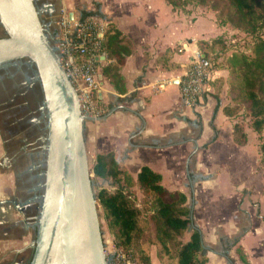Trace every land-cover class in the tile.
<instances>
[{
  "label": "crops",
  "instance_id": "1",
  "mask_svg": "<svg viewBox=\"0 0 264 264\" xmlns=\"http://www.w3.org/2000/svg\"><path fill=\"white\" fill-rule=\"evenodd\" d=\"M47 2L52 8L45 13L53 17L65 9L77 14L98 5L102 15L111 21L109 26L120 29L130 39L132 51L121 65L125 89L119 90L102 74L97 97L104 111L84 126L88 153L96 159L100 153L114 151L122 168L135 178L140 168L148 165L161 173V182L167 189L184 191L186 204L192 207L204 243L210 248L206 264H246L236 251L239 246L250 264H264L260 139L244 120L248 141L238 143L233 138L238 117L224 110L230 102L228 69L214 66L213 77L195 107L184 105L179 82L175 81L193 56L190 46L179 51L181 42L192 37L211 39L226 31L217 24L215 13L192 4L187 6L189 11L174 8L168 0ZM36 5L42 16L43 10ZM212 30L217 35H208ZM100 59L102 73L101 67L113 59L106 54ZM2 133L0 130V142L6 135ZM19 137L20 134L11 139L14 145L9 150L0 146V264L26 262L39 212L40 195L35 190L41 187L43 169L40 175L36 173L40 176L36 184L35 163L28 161L16 169L10 166ZM260 171L262 182L257 186L250 180ZM213 197H219L225 206L221 217L212 215ZM190 233L191 230L187 238ZM152 262L158 264L159 260L153 256Z\"/></svg>",
  "mask_w": 264,
  "mask_h": 264
},
{
  "label": "trees",
  "instance_id": "2",
  "mask_svg": "<svg viewBox=\"0 0 264 264\" xmlns=\"http://www.w3.org/2000/svg\"><path fill=\"white\" fill-rule=\"evenodd\" d=\"M168 1L174 8H183L185 11L190 10L187 6L191 1H196L200 6L217 12L215 18L219 26L232 24L255 35L252 53L234 52L224 66L229 72L230 98L224 110L235 117L238 109L243 107L242 113L252 117L251 127L261 139L260 162L264 165V0ZM95 13L102 15L98 5L96 9L81 10L82 17ZM218 37L198 39L204 55L217 67L218 59L212 55V48L220 40ZM103 49L106 56L113 59L101 67L103 77L119 90H124L121 65L132 51L130 39L120 29L109 26ZM233 138L238 143L248 141V132L242 120L235 122ZM93 172L99 177L121 183L113 190L102 187L96 197L109 230L127 254L140 262L151 264V248L156 245L157 255L163 264H206L210 248L204 243L203 232L195 222L192 207L186 204L187 195L184 191L167 189L161 182V173L148 165H143L135 178L122 168L114 151L98 154ZM136 184L151 193L147 210L138 206L125 190L126 186ZM187 230H191L190 236L184 238ZM237 241L238 238H235L234 242ZM240 259L250 264L241 251ZM230 261L233 263L234 259L230 258Z\"/></svg>",
  "mask_w": 264,
  "mask_h": 264
},
{
  "label": "water",
  "instance_id": "3",
  "mask_svg": "<svg viewBox=\"0 0 264 264\" xmlns=\"http://www.w3.org/2000/svg\"><path fill=\"white\" fill-rule=\"evenodd\" d=\"M66 17L72 19L74 11ZM0 23L6 31L0 36V67L21 57L30 60L47 118L45 179L30 264H108L84 137L85 122L99 117L81 111L35 0H0Z\"/></svg>",
  "mask_w": 264,
  "mask_h": 264
},
{
  "label": "built area",
  "instance_id": "4",
  "mask_svg": "<svg viewBox=\"0 0 264 264\" xmlns=\"http://www.w3.org/2000/svg\"><path fill=\"white\" fill-rule=\"evenodd\" d=\"M66 13L62 10L55 22L54 45L62 66L78 92L81 111L86 115L98 116L104 111L97 96L102 82L99 76L100 55L105 56L103 40L109 20L97 13L86 17L74 13L71 19L66 17ZM179 45V51L188 46L193 51L192 59L178 80L184 105L195 107L213 77L214 63L204 55L195 37ZM105 252L108 264H140L122 248L114 246L109 253L105 248Z\"/></svg>",
  "mask_w": 264,
  "mask_h": 264
},
{
  "label": "flooded vegetation",
  "instance_id": "5",
  "mask_svg": "<svg viewBox=\"0 0 264 264\" xmlns=\"http://www.w3.org/2000/svg\"><path fill=\"white\" fill-rule=\"evenodd\" d=\"M35 1L41 8V11L43 10L42 14L51 11L52 7L46 4L48 3L47 0ZM57 18L58 16L52 17V21L49 18H44V21H47L45 23L49 26V22H54L55 24ZM32 67L34 66L26 57L12 60L6 66L0 67V130L3 132L2 134L6 132V135H3V141L0 142V146L2 150H9L10 146L14 145L11 144V139H15L20 134L18 145L15 147L16 156L10 166L16 169L22 163H27L28 161L35 163L37 168L34 170L33 181L38 184V179L40 178L38 172L45 168V165L43 166L40 163V150L42 149L40 143L42 136H39L41 131L40 117L42 113L40 108V91L42 88H40V81L36 77L35 68L33 69ZM18 73H23L27 79H32V81H28L25 84L21 80V77H17ZM15 107L19 108L20 114L18 117L10 120L8 117L9 110L13 111ZM24 133L27 135V138L23 137ZM43 149L44 151L46 150L45 148ZM26 157L27 159H25ZM35 192L40 195V188L35 190ZM36 231L37 225H35L34 229L35 237ZM33 253L34 247L32 245L27 257L28 259L24 264H30Z\"/></svg>",
  "mask_w": 264,
  "mask_h": 264
},
{
  "label": "rangeland",
  "instance_id": "6",
  "mask_svg": "<svg viewBox=\"0 0 264 264\" xmlns=\"http://www.w3.org/2000/svg\"><path fill=\"white\" fill-rule=\"evenodd\" d=\"M191 4L195 5V6H200L199 4L196 3V1H191ZM212 11L214 13H217L213 9H212ZM42 16L44 18H46V19L49 18L52 21V17H53L52 13H50V14L43 13ZM45 22L47 23V21H45ZM49 24L50 25L47 26V27L49 28L50 31L54 32V29H55L54 22H51V23L49 22ZM212 26H213V24H212ZM224 27H226V31L224 33H222L221 35H218L219 36L218 38L220 40L217 42L216 46H214L212 48V55L216 59H218V60H216V64L218 65V67L226 66L229 56H231V54L234 53V52H245L247 54H251L252 53L253 42H254V39H255V35L254 34L245 32L244 30H241L240 28L235 27L232 24H228V25H226ZM4 35H6V31H5L4 27L2 26V24L0 23V36H4ZM208 35L215 36L217 34H214V32L212 30L211 34H208ZM214 66H215V63H214ZM32 68L34 69V67H32ZM17 77H21V80L23 82H25V84H27L28 81H32V79L31 80L27 79L23 75V73H18ZM40 88H42V87H40ZM40 93H41V102H40V108H41V106L43 105V101H44V95H43V91L42 90L40 91ZM242 111H243V107L238 109L237 115L235 117H238V120L246 121V123L249 125V127L253 130V128L251 127L252 117L249 116V115H244L242 113ZM41 112H40L41 113V117H40V120H41L40 121L41 133L42 134H46V131H47L46 121H47V118H46L45 115H43V112H45V109L41 108ZM19 114H20L19 108L15 107V108H13V111L9 110L8 117H9L10 120H12L13 118L18 117ZM256 134H257V138L260 139L259 138V134L258 133H256ZM43 143H44V141H43ZM43 154L44 155L42 157V159H43V161H42L43 164L42 165L43 166L45 165V168L43 169V174H42V179H41V187H40L41 193H40V197H41V195L43 193V183H44V179H45L46 158H47L46 150L44 151ZM88 157H89V162H90L91 177H92L93 182H94V191H95L96 194L99 192V190L102 187H106L109 190H113V189L117 188L119 186V184H121L120 182H118V183L115 182L113 179H105V178L97 176L93 172V165L95 163V159L89 153H88ZM262 166L264 168L263 164H262ZM254 175H255V173L251 176V180L250 181H252L254 184H256L258 186L262 182L261 171L255 177H254ZM125 190L128 192L129 196L133 199V201L138 206H140L144 210H147V207L149 205L148 199L150 198L151 193H148V192L142 190L137 184L136 185H132V186H126ZM215 198L218 199L216 201V203H214V199ZM215 198L214 197L212 198V215H216L218 217H221V216L224 215L223 213H225L226 209L224 208L225 207L224 204L219 202V197H215ZM40 202H41V198H40ZM97 202H98V200H97ZM98 206H99V211H100V222H101L102 236H103L105 248L108 249V253L111 252V250H113L114 246L122 248L126 252V250L122 246L118 245L114 234L109 230L108 225H107V220L105 218L104 211L102 209V206L99 204V202H98ZM39 209H40V205H39ZM188 231L189 230L186 231V233L184 235V238H187ZM34 234H35V232H34ZM34 238H35V236H34ZM239 248H241V247L240 246L236 247V251L237 252L241 251V252L244 253V251H242V248L241 249H239ZM254 250H256V249L254 248ZM236 251H235V255L238 257L239 254ZM153 256H156V258L159 260L158 264H163L161 262V260L159 259L158 255H157V246L156 245H153L152 248H151V260H152ZM133 259L136 260L140 264H146L144 262H140L136 258H133ZM151 264H153V262Z\"/></svg>",
  "mask_w": 264,
  "mask_h": 264
}]
</instances>
